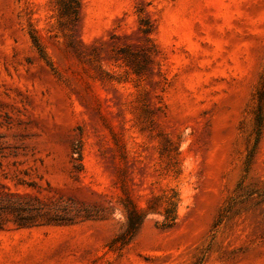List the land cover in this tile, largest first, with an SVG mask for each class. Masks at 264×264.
<instances>
[{
  "label": "rangeland",
  "instance_id": "rangeland-1",
  "mask_svg": "<svg viewBox=\"0 0 264 264\" xmlns=\"http://www.w3.org/2000/svg\"><path fill=\"white\" fill-rule=\"evenodd\" d=\"M56 3L0 0V264H264V0Z\"/></svg>",
  "mask_w": 264,
  "mask_h": 264
},
{
  "label": "trees",
  "instance_id": "trees-1",
  "mask_svg": "<svg viewBox=\"0 0 264 264\" xmlns=\"http://www.w3.org/2000/svg\"><path fill=\"white\" fill-rule=\"evenodd\" d=\"M56 2L60 18H65L70 22L77 20L81 0H56ZM31 38L34 46L42 53L37 37L34 34H31ZM259 125L260 123L258 121L257 127H259ZM73 152L77 153L76 159L80 161V150L77 149ZM178 203V193L173 188H168L161 194L153 196L150 202L142 208L127 201L125 209L126 225L124 230L114 239V242H118L120 245L127 243L135 235L143 220L149 214H160L162 216L160 227L163 229L170 228L176 222Z\"/></svg>",
  "mask_w": 264,
  "mask_h": 264
}]
</instances>
